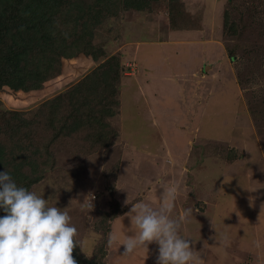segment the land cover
<instances>
[{"label":"rangeland","instance_id":"rangeland-1","mask_svg":"<svg viewBox=\"0 0 264 264\" xmlns=\"http://www.w3.org/2000/svg\"><path fill=\"white\" fill-rule=\"evenodd\" d=\"M190 6L185 0L175 8L167 1L153 5L149 13L158 19L152 31L133 11L97 28L94 46L121 60L123 107L111 123L122 129V137L97 149L88 126L58 140L51 148L53 157L40 168L42 181L31 188L49 206L68 211L79 249L88 259L105 241L104 262L113 263L112 257L107 259L104 214L126 213L141 199L159 207L161 188L154 178L164 177L176 195L170 215L183 216L186 208L192 209L180 234L194 242L193 264H264V0H192ZM226 14L233 26L229 38ZM164 27L199 30L204 41L216 43L204 58L208 71L182 77L177 76L181 64L188 67L189 61L191 69L203 56H188L187 48H181L185 61L179 60L172 48L166 62L159 47L143 46L138 61L157 67L152 90V79L138 74L134 54L137 42L164 39ZM75 44L78 57L64 60L52 77L2 89V108L34 119L42 104L88 74L96 64L86 41ZM134 74L148 88L141 95L132 87ZM110 225L119 242L133 234L124 214ZM156 248L154 242L148 250L137 248L130 254L133 260L128 254L123 263L154 264ZM117 252L111 249V256L117 258ZM116 258L115 264L122 263Z\"/></svg>","mask_w":264,"mask_h":264},{"label":"trees","instance_id":"trees-1","mask_svg":"<svg viewBox=\"0 0 264 264\" xmlns=\"http://www.w3.org/2000/svg\"><path fill=\"white\" fill-rule=\"evenodd\" d=\"M163 1L175 8L181 0H0V91L8 85L55 75L64 60L78 57L76 40L86 41L97 65L72 87L42 104L34 119L26 112L3 109L0 101V171L6 169L18 186L31 190L42 181L40 168L45 159L53 157L51 148L58 140L76 136L88 126L97 149L109 148L120 138L111 120L120 106L121 60L97 49L94 34L106 20L118 18L122 12L149 13ZM175 10L170 9L171 13ZM223 21L229 38L233 26L227 14ZM227 54L235 58L229 50ZM124 213L104 214L107 236L112 233L110 224ZM104 245L105 241L98 244L92 259L85 257L79 246L72 255L77 264H106Z\"/></svg>","mask_w":264,"mask_h":264},{"label":"clouds","instance_id":"clouds-1","mask_svg":"<svg viewBox=\"0 0 264 264\" xmlns=\"http://www.w3.org/2000/svg\"><path fill=\"white\" fill-rule=\"evenodd\" d=\"M154 182L161 188L160 206L154 208L141 199L124 213L133 234L120 243L122 255L137 248L148 250L154 242V264H193L194 242L180 234L192 209L186 208L183 216L172 217L174 188L168 186L164 177H155ZM0 213V264H77L72 253L80 244L68 211L49 206L42 195L18 186L6 169L0 171ZM117 240L116 235L109 233L107 245L111 247Z\"/></svg>","mask_w":264,"mask_h":264},{"label":"crops","instance_id":"crops-1","mask_svg":"<svg viewBox=\"0 0 264 264\" xmlns=\"http://www.w3.org/2000/svg\"><path fill=\"white\" fill-rule=\"evenodd\" d=\"M185 1H187V4L189 5V9H192L194 7V6H190V1H192V0H185ZM135 13H136L135 14L136 17H138V19L141 20V24H143V26L146 25V28L145 29L151 30V31L156 29V18H157V16H154L151 13H139V12L138 13L135 12ZM202 27L203 28L206 27L204 23H202ZM164 28H166V27H164ZM165 31L167 33H166L164 39H151V40H149L147 38L146 40H143L141 42H137L138 43V47H137L136 53L134 54L137 61H138L137 52H140V50H141V48L143 46H146V47H150V46L159 47L163 51V54L166 56L164 58V61H166V62L169 61V57H167V56H169V54H171V53H168V50H170L172 48L176 50L175 53L174 52L172 53V56L175 55V57H177L179 60H184L185 61L184 54H183V52L180 49L181 48H187L188 54H189L188 56H191L192 54H194V55H197L198 54L197 56H200V57L203 56V57L201 58L200 62L197 63V64H195L194 67H191V69L189 68V65L191 64L189 61L186 62V64H188V67H183V63H182L181 64V69L178 71L180 73H177L178 74L177 76L187 75L188 73L190 74V72L192 74L200 75L201 73L203 74L206 71H208V69L210 68V66H208V64L206 66V63H205L206 61L204 60V58L206 57L205 56L206 53L209 52V49L208 48H210V46L213 47L215 45V43H216L215 41H204L205 39L204 40L202 39V37H203L204 34H203V32H201L199 30H180V31H174L173 30V31H171V30H169V29L166 28ZM205 43H207V44H205ZM195 49H198L200 51H198V50L196 51ZM208 63H210V62H208ZM211 63H214V62H211ZM136 66L139 67V71L140 70H143V72H139L138 71V74L141 75V73H142V76H143L144 79H149V78L152 79V83L150 85H148V88H150V89L153 90V88L155 86L154 85V82L156 80H158V77H156L157 67L156 66H153V63L152 62H150V64L148 65L147 63L142 64L139 61H138V65L136 64ZM96 67H97V65L94 68H96ZM94 68H91V69L93 70ZM137 77H139V76H137V74L136 75L135 74L133 75V78H132L133 79V81H132L133 82L132 87L135 90H137V92L139 91V94L141 95V93L142 94L145 93V91H147L148 88L147 87L146 88L145 87L143 88V86H142V79L143 78H141V77L140 78H137ZM122 80H124V78H122ZM123 84H124V81H123ZM143 84H144V82H143ZM181 86L183 87V85H181ZM183 88H180V89H183ZM183 92H184V90H183ZM122 95H123V90H121V93H120V106H119V110L118 111H121V109L123 107ZM181 95H183V93ZM119 114H120V112H119ZM121 137H122V129L120 128V138ZM120 243L121 242L116 241L110 247V250H109V253H110L109 255L110 256L108 255L107 256V259H109L110 257H112V262H113L112 264H115L113 258H116V255L115 254L113 256H111V254H112L111 253V249L113 250L114 248H116V250L118 251L117 253L119 255L117 256L116 260H119V262H122L120 264H124L123 261L129 260L127 258L128 255H126V256L122 255L123 245H120ZM133 252H135V251H133ZM120 254L123 257H121ZM129 256H130V254H129ZM131 260H133V259L130 256V261Z\"/></svg>","mask_w":264,"mask_h":264}]
</instances>
